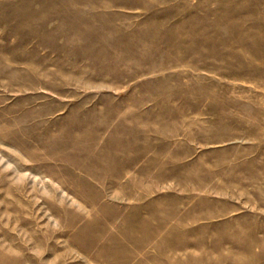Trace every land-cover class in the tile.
I'll return each instance as SVG.
<instances>
[{
    "label": "rangeland",
    "instance_id": "rangeland-1",
    "mask_svg": "<svg viewBox=\"0 0 264 264\" xmlns=\"http://www.w3.org/2000/svg\"><path fill=\"white\" fill-rule=\"evenodd\" d=\"M0 264H264V0H0Z\"/></svg>",
    "mask_w": 264,
    "mask_h": 264
}]
</instances>
